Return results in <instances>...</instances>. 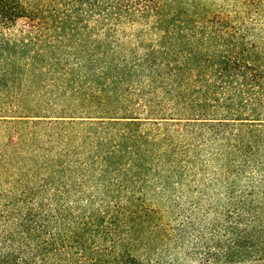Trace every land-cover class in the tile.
<instances>
[{
	"label": "trees",
	"instance_id": "obj_1",
	"mask_svg": "<svg viewBox=\"0 0 264 264\" xmlns=\"http://www.w3.org/2000/svg\"><path fill=\"white\" fill-rule=\"evenodd\" d=\"M53 1L38 2L39 9L0 0V119L7 124L13 117L5 114H16L5 105L15 83L24 99L46 80L58 89L76 84L61 115L102 116L14 120L19 145L41 133L60 148L47 147L43 160L22 157L20 169L11 163L19 146L10 140L9 151L0 148V264H264L258 61L218 38L215 22L196 20L180 0ZM19 19L29 22L30 42L4 37ZM143 20L157 34L152 44H141L139 55L116 46L112 26ZM134 95L136 106L128 99ZM20 102L21 113L31 114ZM139 110L146 117H136ZM211 140L225 150L224 172L246 174L245 188L228 184L225 210L212 222L165 220L152 202ZM26 160L36 170H23Z\"/></svg>",
	"mask_w": 264,
	"mask_h": 264
},
{
	"label": "rangeland",
	"instance_id": "obj_2",
	"mask_svg": "<svg viewBox=\"0 0 264 264\" xmlns=\"http://www.w3.org/2000/svg\"><path fill=\"white\" fill-rule=\"evenodd\" d=\"M59 1L60 0H54L53 2L57 5V2ZM180 1L185 4L183 7L191 12L192 17L194 16L196 20H203L204 18L213 20V22H215V35H217L218 38H222L224 41H231L237 50L243 49L252 58H255L258 61V66L261 68V71L264 72V0ZM28 2L31 6L41 9L38 2L44 4L46 0H28ZM93 25V22L88 23V26ZM34 26L38 29L36 31H43L41 27L39 28V24H34ZM97 29H99V27ZM111 29L113 30L112 34L114 40L118 42L116 46L123 48L124 50L134 51L136 55H139L142 52V49L139 47L141 44L144 46L150 43L152 44L157 37L156 32L152 31L149 28V24L147 25L144 20L138 21L134 24L123 21V24L114 27L112 26ZM28 30H30V25L27 19H19L9 30H6L4 37L17 44L24 41L30 42L27 33ZM231 35H233V38ZM102 39L100 40L102 41ZM229 44L230 43H228V46ZM224 49L223 45L217 48V50ZM79 81H81L80 86L87 85V82L84 80H77L76 83L79 84ZM20 82L21 81L15 83L5 100V105L8 108H11L12 111L16 112V114H5L11 116L10 118L13 117V119H11L13 121H9L6 124L0 119V148L9 151L10 146L8 144L10 143V140L13 144L19 146L18 151L15 152L18 155V158L11 162L19 169L21 167L22 157L25 159L33 158L34 161L39 159L43 160V158H47V147L52 146L60 148V144L59 142H54L52 145H49L46 143L47 139L44 138L41 133H38L36 139L29 142L26 140L24 142L25 146H21V144L19 145L20 142H17L15 132L18 127L13 124L14 120H17V117L47 116L48 118L46 119V122H53L56 120L53 116L75 117L74 120L78 121L87 120L81 118L102 116L92 110H77L75 111V114L62 113L63 115H61L59 112L60 107L68 105L67 101L71 98L70 96L73 94L76 84H69L66 85L67 88L58 89L60 83L53 86L48 80H46L40 88L35 92H30V94H27L23 99L20 92ZM140 88L145 91V84L143 83ZM128 99H131L132 102L135 103L134 106L140 104V98L138 96H130ZM19 100L24 101V104L29 108H33L31 114L21 113V102ZM1 103H4V100H0V104ZM42 106L51 108L49 109L50 111H48V114H43L40 111L39 108ZM138 112L141 113L140 110L137 111V115H135L136 117H146L144 113H141L143 115H139ZM15 116L16 118H14ZM148 127L149 126L147 125L143 126V128ZM21 132L22 136L26 134V132ZM261 135L262 136L259 139L264 142V130ZM62 140L66 141L65 138ZM181 141L183 142V138ZM30 142L34 144V151L30 148ZM74 148L77 147L72 144L69 150ZM221 152L224 154L225 150L220 151L218 142L214 140L207 142L202 148H200L201 154H198V157H191L192 162L190 164H185L184 167L181 168L182 175L178 176L179 182L175 183V186L173 187H166L167 190L162 192L158 203L153 201L151 207L160 210L162 217L165 218V220H172L173 218L184 219L186 216H189L196 222L201 218L203 222H212L215 219V215L217 216L219 212H224L225 210V192L228 184L233 186L235 191H237L245 188L247 180L245 173H241L235 178L233 174H228L223 171L220 167L223 162V160L220 161L223 157ZM263 153L264 152H262L261 149L259 155ZM182 160L185 159L182 158ZM26 163L27 165L23 167V170H36L35 168H32V165L29 164L28 160H26ZM9 174L12 176L10 171ZM15 176H17V174H15ZM61 178L63 177L61 176ZM63 179L66 180L65 178ZM73 180L78 182L77 177H74ZM2 188L8 189L11 187L10 184L4 182ZM83 190L85 194H90L92 192L87 186L86 189ZM72 200V196H69V201ZM80 208L88 210L84 202L80 203ZM162 249L158 254H160Z\"/></svg>",
	"mask_w": 264,
	"mask_h": 264
}]
</instances>
